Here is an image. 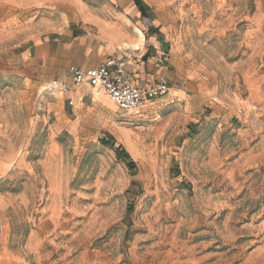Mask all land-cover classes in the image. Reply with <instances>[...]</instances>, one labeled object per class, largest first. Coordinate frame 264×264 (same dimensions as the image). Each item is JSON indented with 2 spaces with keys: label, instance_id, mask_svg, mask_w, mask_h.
I'll return each mask as SVG.
<instances>
[{
  "label": "rangeland",
  "instance_id": "374dc122",
  "mask_svg": "<svg viewBox=\"0 0 264 264\" xmlns=\"http://www.w3.org/2000/svg\"><path fill=\"white\" fill-rule=\"evenodd\" d=\"M142 1L0 0V264H264V0ZM116 24L157 29L165 96L46 89L36 47Z\"/></svg>",
  "mask_w": 264,
  "mask_h": 264
},
{
  "label": "crops",
  "instance_id": "0c3cea01",
  "mask_svg": "<svg viewBox=\"0 0 264 264\" xmlns=\"http://www.w3.org/2000/svg\"><path fill=\"white\" fill-rule=\"evenodd\" d=\"M120 5L128 12H133V0H120ZM112 34L107 44L95 48L92 53L91 44H88L82 35L73 29L71 32L67 31L64 39L67 40L64 44V56H60L54 50V43L46 41L35 49L34 70L40 73L43 78L53 79L63 78L67 74V69L70 63L81 67H93L99 65L106 57L115 52L116 46H125L129 48H139L138 57L133 60L126 61V70L132 76L135 83L142 85H149L153 83L158 76H168L167 67L165 66L166 58L163 54L164 47L162 45V37L159 33L143 32V40L140 41L139 47H134L133 44L137 42V34L135 30L129 31L125 27L118 24L110 26ZM144 29V28H143ZM149 29V28H148ZM59 44V43H58ZM117 44V45H116ZM59 46V45H58ZM69 65V66H68ZM38 66V67H37ZM30 70H32L30 68ZM57 94V93H53ZM68 102L70 99L81 100L83 97L97 98L98 100H105V91L99 88H91L88 85H82L79 88H73L66 93H58ZM111 103V102H110ZM109 103L106 102V105ZM113 106L114 103H111Z\"/></svg>",
  "mask_w": 264,
  "mask_h": 264
},
{
  "label": "built area",
  "instance_id": "2783aa9c",
  "mask_svg": "<svg viewBox=\"0 0 264 264\" xmlns=\"http://www.w3.org/2000/svg\"><path fill=\"white\" fill-rule=\"evenodd\" d=\"M139 50V48L116 46L115 52L97 66L81 67L72 64L68 67L65 77L51 80L46 89L51 93L62 94L82 85L101 88L119 109L138 112L169 91L168 78L163 75L158 76L149 85L133 81L126 70L125 62L137 58ZM68 104L72 105L73 100L70 99Z\"/></svg>",
  "mask_w": 264,
  "mask_h": 264
},
{
  "label": "trees",
  "instance_id": "16d2710c",
  "mask_svg": "<svg viewBox=\"0 0 264 264\" xmlns=\"http://www.w3.org/2000/svg\"><path fill=\"white\" fill-rule=\"evenodd\" d=\"M134 5L138 8V11L140 12V17L141 18H145V19H151L150 15L148 13V6L142 1V0H133ZM149 30H151L153 33L157 32L156 28L153 27H149ZM103 144L111 147L114 152L115 155L118 159H122V160H126V158L128 157V154L124 151V149H122L121 147H115L113 144H110L108 141H106L105 139H102L101 141ZM127 166L129 168H133V163L132 162H127L125 161Z\"/></svg>",
  "mask_w": 264,
  "mask_h": 264
},
{
  "label": "bare ground",
  "instance_id": "6f19581e",
  "mask_svg": "<svg viewBox=\"0 0 264 264\" xmlns=\"http://www.w3.org/2000/svg\"><path fill=\"white\" fill-rule=\"evenodd\" d=\"M135 33L137 34L138 40H137V42H135L133 44V46L134 47H139V43H140V41L143 40L144 35H143L142 31L138 27L135 28Z\"/></svg>",
  "mask_w": 264,
  "mask_h": 264
}]
</instances>
